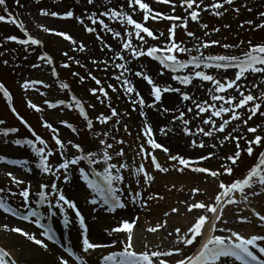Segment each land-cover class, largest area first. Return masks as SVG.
<instances>
[{
	"label": "rangeland",
	"instance_id": "1",
	"mask_svg": "<svg viewBox=\"0 0 264 264\" xmlns=\"http://www.w3.org/2000/svg\"><path fill=\"white\" fill-rule=\"evenodd\" d=\"M143 2L148 3L153 9V12H159L165 16L181 17L182 19L172 21L162 18L155 20L149 18L145 22L143 20L142 10H140L138 6H135L134 9L129 8L128 0H94L93 4H88L87 0H20L19 5L16 4L15 0H8L6 8L0 6V15L7 16L9 12L12 13L19 22H22L23 28L29 35L41 40L42 46L31 44L21 45L14 41L7 40L6 38L9 36H16L17 39H26V37L24 32L15 25L0 22V83H3L11 93L13 98L12 105L16 108L17 112H19V114L31 125L39 136L48 141L50 148L54 147L52 133L50 130L42 126L43 121L52 123L53 126L58 129L59 135L62 139L65 141L72 140L73 142L82 145L86 152L101 149L102 146L99 145V139H105L108 143L114 145V148L111 150L113 153L119 149L124 150L125 156L114 157L113 162L123 160L126 162L135 161L136 164L144 163L146 170L154 175L155 180L150 187L144 190L142 196H146L147 193H156L163 195L165 197L164 200H166L169 195L164 189H160L157 178L162 177L168 179L171 176L183 177L185 174L190 173L196 176H203V178L201 177L202 181L198 185V190L203 196L198 198L192 195L191 203H213L216 198L215 194L217 193L212 194L205 188H202L206 186V182L203 180L204 178L209 177L208 175L193 173L190 170H186L184 173L175 170L167 173H160L150 166L148 160H141L137 156L138 146L143 144L145 139L142 131L143 125L148 123L152 128L153 136L156 141L170 150L168 154L160 149L152 150L162 166L168 168L179 167L178 163L175 165L173 164L169 159V155H180L188 159H202L204 155L215 153L212 160L206 161L199 166L221 170L223 163L226 162V158L235 150V144L232 142H225L224 146L220 147L219 141L221 137L226 135V133H216L213 138H208L200 135L189 137L182 131L184 127H190L193 131H198L200 127H203L206 131H210L211 126L203 123L205 118L210 117V112L200 115L199 118H196V112L187 113V108L192 106V102H183L181 96L176 93L164 94L162 102L153 107H148V104H145L144 106L138 104L133 106L128 98V94L123 91L122 81H117L114 77L123 72L124 77L134 85L140 95L142 94L145 96L146 100L149 101V104L152 103V98L150 96L151 86L141 77L135 75V72L137 71H142L144 74L150 75L155 83L161 88L168 85L180 87L182 92H188L193 95L194 99L199 100L200 103H211V96L208 95V90L211 88V85L207 82L194 80V86L185 88L183 85H179L178 82L171 77L173 75L194 74L196 71L195 69L189 67L180 73H171L170 71L163 69L158 61L152 60L148 56L132 58L130 52L122 48V43L131 40L133 47L143 48L145 51L150 46L163 47L169 42L168 37L170 26L176 24L177 43L186 46L188 49H192L188 54L177 53V57L181 61H190L193 56H199L200 53L197 50V47L199 46L202 48L204 43L213 42H217L219 46L204 49V55L243 57L249 49V41H251L253 45L264 43V29L259 28V25L264 23V18L261 17V14L264 13V0H236L233 5L226 6L221 10L223 16H217L214 14L216 10L212 6V0H203L204 7L211 9V11H203L201 9L202 16L199 23L190 19L191 10L185 11V9L180 6V4L183 3V0H173V3L176 5L175 8H173L171 4L158 3L157 0H143ZM217 2H221V0H217ZM245 5H247V7H245ZM106 8H114L117 11L132 15L133 19L137 22L144 23V25L151 29L159 38L153 40L152 38L147 37L146 34L142 33L141 35L145 36V40L140 41L136 38L133 27L127 25L126 22L121 23L119 19H108L106 16L100 17V19H103L113 31L121 33L120 37L114 38L111 32L105 31L99 24L93 25L88 19V17L94 13L99 16V14L105 11ZM236 8L240 9L239 13L234 11ZM41 9L49 12L56 11L58 13L72 10L74 12V17L63 18L61 16H44L40 14ZM249 9H251V11H249ZM75 17H80V19L83 20V24L78 22ZM184 21H187L188 23L187 30L180 26ZM249 21L252 23L249 24ZM203 25H207L208 27L205 29ZM241 25H244V27H241ZM86 26L95 27L96 32H87L85 30ZM45 27L54 31L45 32L43 31V28ZM216 28H219L220 32L217 33L215 31ZM55 31L69 34L76 41V44H73L70 40H65L62 36L55 35ZM129 32L132 33L131 37L128 35ZM187 32L194 33L195 37L188 36ZM160 33H163V36H160ZM97 35H99L100 39H97ZM81 43L84 45L83 51H80L78 47ZM105 45H108L109 47H105ZM224 45H231V47L225 48ZM116 52L123 55L125 59H117L114 56V53ZM65 53H67V55H65ZM45 54L51 58L52 63L39 59L41 55ZM5 61L7 63H5ZM77 61H79V63H77ZM93 61H97V63H93ZM104 61H108L107 66ZM116 63L125 64L130 71L115 68L114 65ZM65 64H67L68 67H63ZM34 65H39V67H34ZM106 67L107 70H105ZM200 71L216 75L217 78L221 79L223 82L225 80L233 79L234 74L238 69H229L225 72L220 69L202 68ZM160 72H163L164 74L159 75L158 73ZM73 73L78 75H73ZM89 73L91 76H95L99 79L101 85H96L95 81L89 76ZM80 77L84 78L83 81H81ZM33 81L42 83H31ZM65 81H68L70 84L67 89L61 87ZM25 82H29L27 90L22 87ZM240 83L244 86L242 90L247 88L251 89L253 95H264V75L248 74L247 80H242ZM109 84L113 85L116 88V91L109 89ZM140 86L145 92L141 90ZM99 87H103L105 91H107V98H105L100 92H97L95 95L91 93L90 89ZM71 93H74L76 95L75 97H77L76 99L81 101L89 118L92 119V131L87 129L86 121L79 114L78 107H76L70 96ZM234 94L238 95V93ZM224 95L228 94L226 93ZM29 100L37 104L42 111L37 112L34 109L29 108L27 104ZM45 101L56 104L57 107L50 108ZM60 101H63L64 103L60 104ZM68 105H72V107H68ZM109 105H111V108H114L119 115L117 117H112L107 123L102 124L96 119V117L100 114L109 116L111 114ZM216 106L219 107L220 104H217ZM225 107L228 106L225 105ZM165 108L169 109V111H163ZM140 111H143L145 115H139ZM181 112L185 113L186 120L191 121L190 125H184L182 121L176 119ZM225 118L228 119L230 116H226ZM0 120L5 121L4 125H0V129H19L17 133H9L7 137L3 136L2 132H0V155H4L8 159L29 161V163L23 168L17 165H9L0 162V188H11L13 192L18 191L16 186L12 185L8 177L5 175L6 171H12L18 178L24 179L26 184H31V190L33 193L40 190L39 185L41 183L51 184L54 182V177L44 174L35 167L38 158L35 157L29 147H21L14 144L15 139H34V137L31 136L28 129L21 124L12 113L8 102L3 97V93H0ZM117 120H119V124L116 123ZM61 121L71 123L77 129L78 134L66 128ZM219 123H221V121L217 120V124ZM252 126L260 127L261 133L258 134H264V117L257 115V117L248 125V127ZM125 127L127 128V131H125ZM160 129H165L166 134L161 133ZM103 132H107L108 136L105 137L101 135L98 138L94 136V133ZM227 132L234 137H247L249 140L253 138V134L249 133L240 122H233V124L229 126ZM113 137H115L116 140H123L124 143L116 144L115 140L112 139ZM193 139L196 140L197 143L203 141L206 147L204 149L193 148L191 144ZM213 143L217 144L215 149L210 147ZM37 146L40 147L38 143ZM241 146H246L244 139H241ZM145 147L147 149L148 146L145 145ZM74 151L75 150L70 149L67 156L71 158ZM262 151H264V148H257L256 154L253 157L245 155L239 163V166L236 167L235 173L232 177L223 174L218 179L210 177L211 181L216 186L218 194L221 191L218 187L221 182L230 183L236 179L243 178L247 171L257 162L258 155ZM50 162L58 165L61 162L59 155L51 157ZM79 167H84L85 171L90 170L87 162L82 161L79 165L70 166L66 173L64 170H61V179L55 182L58 184L59 189L64 193L66 198L71 199L77 204L81 214L85 217L86 226L88 228L87 234L90 240L104 244L111 243L112 238L118 241L115 234L109 232L110 228L108 230H101L98 227L94 228V219L97 217L105 220L107 219V223H109L108 227H116L123 220L131 221L135 219L134 228L138 227L140 236L141 234H144L147 228L151 226V223H141L139 220L140 213L146 209L147 204H158L161 201H148L147 204L143 206L141 203L133 204L128 202L124 209H117L115 212L108 211L107 207L102 204L92 205L90 201L93 198V194L80 177L78 171ZM91 167H95L97 171H102V165H92ZM123 174L125 177L128 176L133 179V182H128L131 187H138L135 182L136 178L129 176L127 172H124ZM64 175H67V181L64 180ZM211 181L209 183H212ZM78 188H83L86 191V194L83 196L79 195L77 193ZM50 192L51 189H49V193ZM122 199H127L126 193ZM50 200L52 204L55 205L56 198L50 196ZM258 200L257 196H249L250 202L248 204L241 202L235 206L240 208L242 216H245L246 214L250 215L251 208H255L257 211L264 213V204H261L264 201L259 203ZM37 201L38 197L33 195L29 206L42 214L44 218L41 222L43 224L46 223L47 226L55 228V243L53 241H44L42 239L44 236H40L38 232L42 231V229L37 228L35 223L32 222L35 218H30L28 221H25L19 217L12 216L11 214L9 215L17 221L22 222L26 226V228H23L25 231L34 235L37 233L36 237L38 239H41L46 244L48 242L51 243L53 246L52 249L55 248L63 253L64 248L71 247L77 255H83L88 263L91 262L90 260L93 261L92 256L88 255V253L83 254L82 248L76 247V245L81 242L82 230L79 228V220L75 217V212L67 209L65 206V210L72 222L70 226L66 227L63 222L64 212H60L55 207L48 208L47 203L44 205H38ZM8 202L13 207H16L20 213L26 214V209L21 206V197L18 195L16 197H8ZM53 211H56V216L51 215ZM167 211L171 212L170 210ZM46 217L49 219L47 220ZM249 220H251V223H240L235 221V223L237 222L240 225H225V227H232V229L238 230L244 235H251V231H253V234H264V229L259 227L255 217L249 218ZM72 228H74V241L65 242L68 235L72 233ZM35 230H37V232H35ZM1 231L2 230H0V248L5 249L10 254L13 252L21 253V250L16 248L9 240L8 236H4ZM209 231L210 229L206 226V233ZM201 240H203V237L197 238V243L191 248H184L183 245L177 244L166 246L164 245L165 243H163V250L178 251L183 248L185 255H191L199 250ZM48 244L47 249L51 250V247ZM105 249H107V251H115L111 248L90 251L93 252V254H98V262L101 263L102 259L105 257L101 253ZM150 249L151 248H148L149 251H151ZM163 259H165L167 264H176L179 257H164ZM16 261L17 264H31V261L27 256H22ZM236 264H238V262H236Z\"/></svg>",
	"mask_w": 264,
	"mask_h": 264
},
{
	"label": "snow or ice",
	"instance_id": "2",
	"mask_svg": "<svg viewBox=\"0 0 264 264\" xmlns=\"http://www.w3.org/2000/svg\"><path fill=\"white\" fill-rule=\"evenodd\" d=\"M16 4H20V0H15ZM158 3L171 4L173 8L176 5L173 3V0H157ZM236 2V0H212V6L216 10L214 12L217 16H223L221 11L226 6H231ZM88 4H93L94 0H87ZM0 6L7 7L6 0H0ZM138 6L143 12V20L146 22L149 18L151 19H165V20H180L181 17L176 16H165L159 12H153V9L149 6L148 3L143 2V0H128V7L135 8ZM185 11H190V19L199 23L202 16V11H211L209 8H205L203 5V0H183V3L180 4ZM247 7V5H245ZM235 12L239 13L240 9H234ZM251 11V9H249ZM41 15L57 17L61 16L63 18H73L74 12L72 10H67L63 13H58L56 11H47L41 9ZM108 17V19H119L121 23L126 22L127 25H130L135 30V36L138 40L144 41L145 36L141 35L146 34L147 37L152 38L153 40L158 39L159 37L144 23L137 22L133 19L132 15L124 13L122 11H117L114 8H106L105 11L101 12L99 16L95 13L88 17L93 25L99 24L105 31L111 32L112 36L120 37L121 33L118 31H113L103 19L100 17ZM261 17L264 18V13L261 14ZM78 22L83 24V20L80 17H75ZM0 22L10 23L20 28L26 39H17L16 36H9L6 39L14 41L21 45H36L42 46V42L39 39H36L29 35L27 31L23 28L22 22H19L12 13H8L7 16L0 15ZM249 24L252 22L249 21ZM185 30H187L188 23L184 21L182 25ZM206 29L208 26L203 25ZM244 27V25H241ZM259 28L264 29V23L259 25ZM85 30L89 33H95V27H85ZM176 30L177 25L172 24L169 28V42L163 47L150 46L145 51L143 48L133 47L131 40L124 41L122 43V48L128 50L132 58H139L141 56H148L152 60L158 61L163 69L170 71L171 73H180L183 70L192 67L196 71L194 74L186 75H173L171 78L178 82L179 85H183L185 88L194 86L193 81L199 80L202 82H207L211 85V88L208 90V95L211 96V103L205 102L200 103L199 100L194 99L193 95L188 92H182L180 87H173L171 85L161 88L155 83L153 78L150 75L144 74L142 71L135 72L137 77H141L144 81L150 85V96L152 98V104L147 105L148 107H153L156 104L162 102L163 96L166 93H176L181 96L183 102H192V106L187 108V113L196 112V118H199L200 115H204L210 112V117L203 120L204 124L211 126L210 131H206L203 127H200L198 131H193L190 127H184L182 131L189 137L200 135L203 137L213 138L216 133H226L225 136L221 137L219 143L220 147H223L225 142H232L235 144L234 152L226 158V162L223 163L221 170L209 169L203 166L206 161L212 160L215 156V153L211 155H204L202 159H188L180 155H169V159L173 164L179 165L177 168H168L162 166L158 161L157 157L153 154L152 150L160 149L164 153L168 154L170 150L163 146L161 143H158L153 136V131L151 126L148 123L143 125V134H144V143L138 146L137 156L141 160H148L152 168L160 173H167L169 171L175 170L180 173H184L186 170H190L193 173L206 174L212 178H220L221 175H226L232 177L235 173L236 167L239 166V163L242 161V158L247 155L248 157H253L256 154L257 148H264V134L261 133V128L252 126L248 127L250 122L254 120L257 115L264 117V95H253L251 89L245 88L240 82L242 80H247L248 74H261L264 75V43L253 45L249 41V49L243 57L235 56H206L204 55V49L211 48L214 46H219L217 42L213 43H204L203 47H197L199 51V56H193L190 61H181L177 57L179 54H188L192 49H188L186 46H182L176 41ZM45 32H52L54 30L49 28H43ZM215 31L220 32L219 28H216ZM55 35L62 36L65 40H70L73 44H76V41L67 33L61 31H55ZM129 37L132 36V33H128ZM163 36V33L159 34ZM187 35L190 37H195V34L192 32H187ZM97 39H100L97 35ZM79 50H84V45L81 43ZM105 47H109L105 45ZM225 48H230L231 45H224ZM67 55V53H65ZM114 56L119 60H124L125 57L119 52L114 53ZM40 60L47 61L52 63L51 58L46 54L39 57ZM71 59V58H69ZM5 63H7L5 61ZM79 63V61H77ZM97 63V61H93ZM107 66L108 61H104ZM34 67H39V65H34ZM63 67H68L67 64ZM117 69H124V71H130L125 64L116 63L114 65ZM220 69L223 71H228L229 69H238L234 74L233 79L225 80L222 82L221 79H218L216 75L208 74L200 69ZM107 70V67L105 68ZM163 75V72L158 73ZM73 75H78L73 73ZM89 76L96 85H101V81L95 76ZM117 81H122L123 91L128 94V98L133 106L145 105L144 98L136 90L134 85L124 77V73L121 72L114 77ZM83 81V77H80ZM31 83H42L33 81ZM198 86V85H197ZM22 87L27 90L29 87V82H25ZM62 88L67 89V84H62ZM108 88L112 91H116V88L109 84ZM91 93L95 95L97 92H100L105 98L108 97L107 91L103 87L90 89ZM0 93H3V97L9 104V107L12 113L16 118L23 124L28 131L31 133L32 138L26 139H15L14 144L17 146H27L34 153L35 157L38 158L35 167L42 171L48 176L54 177L55 180L51 184L41 183L39 185V191L33 193L31 184H26L24 179L18 178L13 174L12 171H6L5 175L10 180L11 184L16 186L18 191L13 192L11 188H0V211L3 213L11 214L12 216L19 217L22 220L28 221L30 218H35L33 223L37 228L42 229L40 235L46 237L47 240L56 242V235L51 226H45L41 221L43 216L40 212L30 207L31 197L34 195L38 197V205H44L47 203L48 208L55 207L60 212H64L63 222L66 227L71 225L69 215L65 210L70 209L75 212V217L79 220V228L82 230L81 243L77 244V248H82V253L87 254L89 251H95L97 249L103 248H116V243H98L90 240L88 236V228L86 226L85 217L81 214V211L78 209L77 204L71 199L66 198L64 193L59 189L58 184L55 181L61 179V170H64L66 173L70 166L79 165L80 162L86 161L89 166V171H85L84 167H79V175L87 185L88 189L91 190L93 198L90 203L92 205L102 204L107 207V210L110 212H115L117 209H124L128 202L133 204L141 203V205H146L148 201H163L165 197L156 193H147L146 196H142V193L145 189L150 187L155 177L154 175L146 170L145 164L140 163L136 164L133 162H126L119 160L113 162L114 157H124L125 153L123 149L116 150L114 153L111 151L114 148L112 143H108L105 139H99V145L102 146L101 149L96 151H85L82 145L73 142L72 140L65 141L59 135V131L52 123L48 121H43L42 126L47 128L52 133V140L54 141V147L50 148L48 141L39 136L31 125L17 112L16 108L12 105V95L9 90L5 87L3 83H0ZM228 95H224V94ZM238 93V95L234 94ZM247 93V94H246ZM76 107H78L79 114L86 121V127L89 131L93 130V121L89 118L88 113L86 112L81 101L72 98ZM48 107L55 108L56 104L49 103ZM63 101H60V104H63ZM28 107L34 109L37 112L42 111V109L32 101L27 102ZM220 104L219 107L216 105ZM227 105L228 107H225ZM72 107V105H68ZM111 114L106 116L100 114L96 119L102 123H107L112 117H117L119 114L114 108H111ZM243 110V111H241ZM163 111L168 112L169 109L165 108ZM139 115L144 116L145 113L140 111ZM226 116L230 118L226 119ZM215 118V119H214ZM176 119L183 122L184 125H190L191 121L185 119V113L181 112ZM217 120L221 123L217 124ZM233 122H240L247 131L253 134L252 139L247 137H234L232 134L228 133L227 130ZM61 123L72 132L77 133V129L67 121H61ZM119 124V120L116 121ZM5 121L0 120V125H4ZM19 129L17 128H3L0 129L2 135L7 137L9 133H17ZM125 131L127 128L125 127ZM161 133L166 134L165 129H160ZM78 134V133H77ZM108 136L107 132L103 133H94V136L97 138L99 136ZM115 140L116 144H123V140H116L115 137L112 138ZM241 139H244L246 146H241ZM37 143L40 147L37 146ZM193 148L204 149L206 147L205 143L201 141L197 143L196 140L191 141ZM147 145V149L145 147ZM211 148L215 149L217 144L213 143L210 145ZM75 150L69 158L67 153L69 150ZM59 155L60 163L57 165L50 162V158ZM0 162L6 163L9 165H17L21 168L25 167L29 161L18 160V159H8L4 155H0ZM92 165H102V171H97ZM127 172L129 176L136 178L135 182L138 185L136 188L126 187L125 181L126 177L123 174ZM67 175H64V180L67 181ZM219 189L221 191L215 198V201L212 204H206L204 202L193 203L191 206L186 205L188 213L196 212L201 210L205 214L198 216L193 221L190 230L187 232L186 236H181L183 230H178L174 233L176 236H180V239H177L175 243L177 245H183L184 248H191L197 243V238L207 237L206 239L201 240L199 250L194 252L191 255H185L183 248L178 251H145L138 253L134 246V237L133 229L135 225V219L123 220L119 223L118 226L111 229V233L115 234H125L126 239L123 242L122 249L115 251L111 254L106 255L101 264H167L164 257H179V260L176 264H264V234L256 233L251 235H244L238 230H234L231 227H225L229 224V221L224 218L225 210L231 205H238L241 202L248 204L249 196L256 197L261 194H264V151L260 152L258 155L257 162L247 171L245 176L241 179H236L230 183L221 182L219 184ZM49 189L51 192L49 193ZM127 194V199H122V197ZM199 195V190L195 193ZM19 196L22 198V207L26 209V214L20 213L16 207H13L8 202V197ZM51 197L56 198L55 205L52 204ZM20 207V206H18ZM175 213H179L180 209L176 208L173 210ZM253 217L256 218L260 228L264 229V213L257 211L255 208L250 209ZM52 216H56V211L51 213ZM168 215H173V212H168ZM236 219L240 223H251V220L247 216L237 215ZM167 223H164V227H167ZM206 226L210 229L211 234L206 233ZM0 228H3L5 231H10L13 233H18L19 235L25 237L27 240L33 242L36 245H39L42 248L47 249V244L41 239H38L36 235L25 231L21 227H11L7 224L0 225ZM148 232L155 233L162 231L161 228L150 227L147 229ZM220 233V234H217ZM119 241V235L117 236ZM64 252L67 253V257L60 256L58 257V264H88V261L84 258L83 255H77L76 252L71 247L64 248ZM71 258V260L69 259ZM0 264H17L15 259L11 258V254L3 248H0Z\"/></svg>",
	"mask_w": 264,
	"mask_h": 264
},
{
	"label": "bare ground",
	"instance_id": "3",
	"mask_svg": "<svg viewBox=\"0 0 264 264\" xmlns=\"http://www.w3.org/2000/svg\"><path fill=\"white\" fill-rule=\"evenodd\" d=\"M140 88L143 92H145L141 86ZM141 96L143 97L144 95L141 94ZM143 98L145 100V104L149 105V101L146 100L145 96ZM201 177L203 178V176H196L194 174L187 173L183 177L171 176L168 179H164L162 177L157 178L160 189H164V191H166V193H168L169 196L166 200H163L159 202L158 204L157 203L147 204L146 209L140 213L139 220L141 223L142 222L148 223V224L151 223L150 227L161 228L162 231L151 233L146 230L145 233L141 234L140 236L138 227H135L133 229V237H134L133 242H134L135 249L138 253L145 252V251H148V252L162 251L164 248V245L167 246L170 244L172 245L176 244L175 241L177 239H180L181 237L174 235V233L177 232L178 230H183L181 233V236H186L195 218L205 214L201 210H197L196 212H193V213H188L187 207H186V205L191 206V204H193L191 203L192 195L198 198L203 196V194L200 191H199L200 193L199 195L195 194L198 190L199 183L202 181ZM130 181L133 182V179L127 176L125 185L126 187L133 188L128 183ZM203 181L206 182V186L202 188H205L208 192L212 194L217 193L215 194L217 197L218 192H217L216 186L211 181V178L206 177L204 178ZM210 181L212 183H209ZM77 190H78L77 193L79 195L83 196L84 194H86V191L83 188H78ZM257 200L259 203L264 201V194L257 196ZM261 204L263 205L264 202ZM176 208L180 209L178 214L173 211ZM167 210H170L171 212H173V215L169 216ZM236 214L241 215V212H240V208H237L235 205H231L225 210L224 218L229 221L228 225H231V226L240 225L239 223H237L238 221L236 219ZM250 215H247L248 219L254 218L252 214ZM46 219L48 220L49 218L46 217ZM235 221L237 222L235 223ZM94 222H95L94 228L98 227L101 230H104V229L108 230L110 228L109 232H111V229L114 228V226L108 227L109 223H107V219L105 220L103 218L97 217L94 219ZM165 222L168 225L167 227H164ZM4 224H7L9 228L17 227V226L21 227L22 229L26 228V226L22 222L17 221L13 217H11L8 213H3L2 211H0V225H4ZM51 228L54 229L53 231H55L54 227H51ZM73 229L74 228L71 229L72 233L68 235L65 242L74 241ZM0 230H2L1 232L4 236H8L9 240L14 244L16 248L21 250V253H16V252L11 253V257L15 260H18L22 256H27L29 257L31 264H58V257L60 256L67 257V254L65 252L62 253L55 248L52 249L53 246L49 242H48L49 244L48 243L47 244L51 247V250L41 248L39 245H36L33 242L27 240L25 237L19 235L18 233L5 231L3 228H0ZM35 232H37V230H35ZM38 232L40 235L41 231H38ZM251 232H252L251 234H253V231ZM35 234L37 235V233ZM208 234L210 235L211 232L209 231ZM118 235H119V241H116L113 238L111 241V243H116V248L114 249L111 248L115 251H119L122 249L123 242L126 239V236L124 234H115L116 237ZM206 238H207L206 236L203 237V239H206ZM42 239L44 241L47 240L46 237H42ZM163 243L165 244L163 245ZM148 248H151L150 249L151 251H149ZM115 251H107V249H105L104 251H102L101 254L103 256H106ZM88 255L92 256V259H93V261L90 260L91 262L88 264H101L100 262H98V258H97L99 257L98 254H93V252L89 251Z\"/></svg>",
	"mask_w": 264,
	"mask_h": 264
},
{
	"label": "trees",
	"instance_id": "4",
	"mask_svg": "<svg viewBox=\"0 0 264 264\" xmlns=\"http://www.w3.org/2000/svg\"><path fill=\"white\" fill-rule=\"evenodd\" d=\"M6 4H8V0H6Z\"/></svg>",
	"mask_w": 264,
	"mask_h": 264
}]
</instances>
